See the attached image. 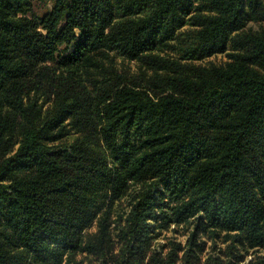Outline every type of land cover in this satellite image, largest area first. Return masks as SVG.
Returning <instances> with one entry per match:
<instances>
[{"label":"trees","instance_id":"1","mask_svg":"<svg viewBox=\"0 0 264 264\" xmlns=\"http://www.w3.org/2000/svg\"><path fill=\"white\" fill-rule=\"evenodd\" d=\"M51 1L0 0V264H264V0Z\"/></svg>","mask_w":264,"mask_h":264},{"label":"rangeland","instance_id":"2","mask_svg":"<svg viewBox=\"0 0 264 264\" xmlns=\"http://www.w3.org/2000/svg\"><path fill=\"white\" fill-rule=\"evenodd\" d=\"M31 1H32L31 13H34L36 15H42L46 10H48L50 8V6L52 4L51 0H31ZM224 58H225L224 56L217 55V56H214L212 58H209V59L202 61V63H204V64H208L210 62L221 63V62H223ZM126 197L129 198L128 195ZM126 197H124V199L119 202V205L124 206L126 204V201L128 200V199H126ZM119 205L115 211L117 213L120 212L118 210ZM116 206H117V203L113 204V207H116ZM116 218H117L116 215L113 216V219H116ZM113 226L114 225L111 226L112 229H113ZM91 231H95V227L92 226ZM168 235H171V234L169 233ZM175 238L181 242H184L186 240V235H184V232L181 231V234L175 236ZM77 259L82 260L83 264H98L97 260L93 256H89V255L88 256L78 255Z\"/></svg>","mask_w":264,"mask_h":264}]
</instances>
